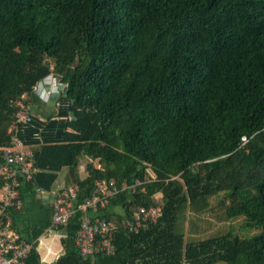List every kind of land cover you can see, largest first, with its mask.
Here are the masks:
<instances>
[{
    "label": "trees",
    "instance_id": "1",
    "mask_svg": "<svg viewBox=\"0 0 264 264\" xmlns=\"http://www.w3.org/2000/svg\"><path fill=\"white\" fill-rule=\"evenodd\" d=\"M13 136L37 168L3 215L33 243L25 264H264V0H0V163ZM102 180L112 194L88 214L115 251L83 254L77 206ZM70 187L76 211L51 229Z\"/></svg>",
    "mask_w": 264,
    "mask_h": 264
},
{
    "label": "built area",
    "instance_id": "2",
    "mask_svg": "<svg viewBox=\"0 0 264 264\" xmlns=\"http://www.w3.org/2000/svg\"><path fill=\"white\" fill-rule=\"evenodd\" d=\"M38 86L36 89H39ZM18 112V120L25 123L32 118L29 107L23 103ZM14 128V126H12ZM15 146L4 147L3 155L6 159L0 163V174L3 176L0 184V264H25V257L33 248V243L22 238L20 232L12 225L11 218L4 219L7 208L22 206V198L18 188L20 173L31 177L37 168L34 165V153L31 149L25 148L17 136H13ZM40 191V189H37ZM97 192L84 203L77 206L83 212V222L76 233V244L83 254L99 251L114 252L115 246L111 239L112 227L105 221L93 218L88 214L89 210L96 211L99 207L107 203V195L112 194L106 180H102L97 187ZM77 190L70 187L56 200L52 214L51 229H57L60 225L67 223L76 211L72 199L76 196ZM138 213L143 216H154L160 213V209L151 208L146 210L141 208ZM141 218L137 214V219ZM53 231V230H52ZM101 235L105 236L103 239ZM43 240H40L42 243Z\"/></svg>",
    "mask_w": 264,
    "mask_h": 264
},
{
    "label": "crops",
    "instance_id": "3",
    "mask_svg": "<svg viewBox=\"0 0 264 264\" xmlns=\"http://www.w3.org/2000/svg\"><path fill=\"white\" fill-rule=\"evenodd\" d=\"M54 81V82H53ZM59 81V80H58ZM55 77L52 78H47V80L40 82V92H41V87H49V85L52 86V84H55L58 82ZM43 94V93H42ZM41 93L35 98V101L39 98H42ZM50 100V99H48ZM47 100V101H48ZM38 102V101H36ZM38 105L39 102L37 103ZM59 236V235H58ZM62 244H61V239H57V234L51 236V238H43L41 246L38 248L40 251V254L42 256V261L45 263H50L51 261L55 260L59 255L58 253L61 252ZM55 256V258H54Z\"/></svg>",
    "mask_w": 264,
    "mask_h": 264
},
{
    "label": "rangeland",
    "instance_id": "4",
    "mask_svg": "<svg viewBox=\"0 0 264 264\" xmlns=\"http://www.w3.org/2000/svg\"><path fill=\"white\" fill-rule=\"evenodd\" d=\"M54 82V81H53ZM53 85V88H52V86L51 85H49V87H41V92L40 91H38V94H42L41 95V97L42 98H39V100L37 99L36 101H38L39 102V104L42 106V107H44L45 109H46V112L47 113H54V111H56V97H57V94L56 93H54V94H52L54 91H56L57 90V88L55 87V85H56V83L55 84H52ZM40 90V89H39ZM48 99H50V100H48ZM48 100V101H47ZM35 101V102H36ZM37 102V103H38ZM94 163H95V165H97L98 167H101V166H103V164H102V162L100 161V160H95L94 161ZM36 192V193H35ZM34 192V194H35V200H37V201H39V202H41L42 201V198H43V195H41L40 193H39V191H35ZM55 235V234H57V239H61V237H62V231H58V232H54V233H52L50 236H52V235ZM59 235V236H58ZM64 249H63V247L61 248V252L60 253H58V255H61V253H62V251H63ZM54 258H55V256H54Z\"/></svg>",
    "mask_w": 264,
    "mask_h": 264
},
{
    "label": "water",
    "instance_id": "5",
    "mask_svg": "<svg viewBox=\"0 0 264 264\" xmlns=\"http://www.w3.org/2000/svg\"><path fill=\"white\" fill-rule=\"evenodd\" d=\"M64 93L66 94V91ZM32 109L35 111L36 107L35 106H32Z\"/></svg>",
    "mask_w": 264,
    "mask_h": 264
}]
</instances>
